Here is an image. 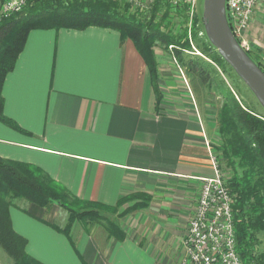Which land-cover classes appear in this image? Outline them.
I'll return each instance as SVG.
<instances>
[{
	"label": "crops",
	"instance_id": "0c3cea01",
	"mask_svg": "<svg viewBox=\"0 0 264 264\" xmlns=\"http://www.w3.org/2000/svg\"><path fill=\"white\" fill-rule=\"evenodd\" d=\"M263 19L258 4L245 34L264 51ZM156 84L159 98L143 54L115 28L28 31L2 82L3 113L19 128L0 120V157L37 165L71 196L107 206L123 231L74 221L66 232L40 218L52 221L56 204L11 205L29 254L45 264L178 263L200 178L212 173L215 120L190 86L183 96L163 77Z\"/></svg>",
	"mask_w": 264,
	"mask_h": 264
},
{
	"label": "trees",
	"instance_id": "16d2710c",
	"mask_svg": "<svg viewBox=\"0 0 264 264\" xmlns=\"http://www.w3.org/2000/svg\"><path fill=\"white\" fill-rule=\"evenodd\" d=\"M158 2L161 3L158 5H165L164 17L169 19L168 11H173L181 20L184 19L186 3L181 1L172 4L168 0ZM118 5L115 0H34L27 2L19 11L1 17L0 120L19 128L13 119L3 113L1 87L31 29L84 28L89 25L117 29L121 36L130 37L143 54L157 98L160 95L156 84L157 63L151 48L154 43L152 41L159 40L167 46L171 44L174 47L172 56L184 67L189 80L194 77L200 87H207V93L223 97L213 107L214 137L209 144L219 160L227 188L233 195L231 208L236 250L244 264H264V250L260 248L259 238L260 233L264 235V110L260 112L245 104L241 98L237 99L223 79L213 77L211 64L220 66L224 71L226 68L233 69L211 45L204 29L202 35L199 38L193 37L192 41L202 51H207L212 60L209 62L188 52L191 49L185 25L180 24V29L175 32L170 27L167 32L157 27L151 32L141 31L140 23L133 16L129 17L130 14ZM156 9L157 4H154L152 11ZM245 51L264 71V66L247 49ZM226 169L229 175L225 177ZM14 198H22L28 204H36L45 209L52 204L62 207L69 218L63 225L40 217L55 229L68 232L74 221L83 217L91 220L98 218L104 220V227L109 234L117 238L119 233L123 236L117 224L104 215L107 206L71 196L37 165L0 157V245L11 257L13 264H45L26 251V238L12 226L9 206L13 205ZM21 209L26 211L27 207L21 206Z\"/></svg>",
	"mask_w": 264,
	"mask_h": 264
},
{
	"label": "built area",
	"instance_id": "2783aa9c",
	"mask_svg": "<svg viewBox=\"0 0 264 264\" xmlns=\"http://www.w3.org/2000/svg\"><path fill=\"white\" fill-rule=\"evenodd\" d=\"M29 0H0V18L19 11ZM141 4L140 0H130ZM184 2L192 13L197 0ZM264 0H225L227 20L235 37L245 49L244 35L255 7ZM212 173L200 178L196 205L181 239L182 254L177 264H244L236 250L232 217V194L229 192L219 160L209 150Z\"/></svg>",
	"mask_w": 264,
	"mask_h": 264
},
{
	"label": "rangeland",
	"instance_id": "374dc122",
	"mask_svg": "<svg viewBox=\"0 0 264 264\" xmlns=\"http://www.w3.org/2000/svg\"><path fill=\"white\" fill-rule=\"evenodd\" d=\"M29 1H34V0H29ZM115 1L117 2V4H119L118 7L120 9L124 10L125 13L130 14L129 17L133 16L135 18V21L140 23L141 31L148 30V32H151L150 30H153L155 27H157L158 30L167 32L168 31L167 29L170 27L172 31L175 32L180 29V24L185 25L186 37L190 43L189 49H191L188 50V52L200 56L203 60L207 62L212 61L210 59V56L207 54V51H202L201 48L197 46L195 42L193 43L192 41L193 37L199 38L202 35V29H203L202 19H201L202 0L196 1L192 13H190L187 8L186 10H184L185 17L183 20H181L176 13H173V11L170 12L168 11L170 15L169 19L167 16L164 17L165 5H158L161 4L158 1L164 2V0H140L141 4H135L130 0H115ZM154 4H157V9L152 11ZM262 5L264 7V3ZM251 21L247 29H249L251 25ZM261 25L263 29L264 19L261 21ZM244 35L246 36V43H247V48L245 49L249 51V53L256 61H259L260 64L264 66L263 49L261 48L257 49V47L251 46L250 39L245 33ZM152 42L154 43L152 44L151 48L153 51V56L157 63V67H156L157 75H158L157 79H159V77L164 78L166 86L169 87L167 90L171 89L170 88L171 86L176 90L179 87H181L182 89L181 94H183V96L188 95V90L190 89V87L192 90L194 89V91L192 92L196 97V100H199L200 103L202 105L204 104V106L207 108L206 112L208 117L209 118L213 117L212 116L214 113L213 107H216L222 101L223 97L220 96L219 94H213L209 92L207 93V87L205 88L200 87V85H198L197 83L196 78L191 77L189 80V76L188 74L185 73L184 67L178 62L176 58L172 56L173 53L172 50L174 47L171 44L167 46L166 44L161 43L159 40H154ZM157 59L159 61V65ZM211 65L213 66V73H212L213 77H216L217 80L223 79L227 85V88L232 90L233 94L237 99L241 98L245 104L249 106H253L256 110L263 112L262 107L256 102V98L254 97V95L247 88V86L243 84V82H241L239 78H237V76L234 74V72L231 69L225 67L226 69L224 71L220 66L216 64H211ZM184 85L186 86L187 89L184 87ZM193 85H195L196 88H194ZM158 92L160 95L159 90ZM168 93H167V97L172 99L173 95L170 94L169 91ZM225 171L224 173L226 177L227 175H229V172L227 171V169ZM197 197H196V201H197ZM232 199H233V195H232ZM13 202L14 203L12 206L18 209L19 207L26 205V202L22 198H14ZM58 209L59 210H57V213L54 214V212H52V215H56L52 221L56 224L62 225L69 218H68V214L62 207H59ZM79 221L81 223L83 222L85 225H88L89 227H91L92 225L96 226L98 223L101 224L102 226H104L105 224L104 220L98 218L91 220L90 218L83 217ZM35 223L37 228L43 227L40 222L35 221ZM260 240H261L260 248L264 250L263 234L260 235ZM0 264H13L11 257L7 254V252L3 249L1 245H0Z\"/></svg>",
	"mask_w": 264,
	"mask_h": 264
},
{
	"label": "water",
	"instance_id": "95a60500",
	"mask_svg": "<svg viewBox=\"0 0 264 264\" xmlns=\"http://www.w3.org/2000/svg\"><path fill=\"white\" fill-rule=\"evenodd\" d=\"M204 33L222 59L233 69L264 110V71L235 37L225 11V0H202Z\"/></svg>",
	"mask_w": 264,
	"mask_h": 264
}]
</instances>
